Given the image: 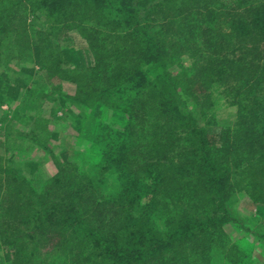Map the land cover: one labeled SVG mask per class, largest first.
<instances>
[{
	"label": "trees",
	"instance_id": "1",
	"mask_svg": "<svg viewBox=\"0 0 264 264\" xmlns=\"http://www.w3.org/2000/svg\"><path fill=\"white\" fill-rule=\"evenodd\" d=\"M30 9L51 18L46 46L68 24L89 43L95 66L67 77L79 82L75 98L118 108L127 119L121 128L100 123L95 172L59 165L42 190L0 156V247L12 252V264L40 259L43 241L62 250L36 264L208 263L223 242L230 200L244 192L264 204V0H0V50L12 30L20 33L18 12ZM203 40L206 48H197ZM55 48L40 57L52 72L72 58ZM181 53L194 60L176 75L171 66ZM101 65L106 79L89 88L81 79L102 77ZM221 84L236 120L212 135L197 113L207 117L202 106ZM152 204L166 215L175 207L165 230L130 211ZM105 205L119 208L106 222ZM214 205L225 218L200 213ZM259 236L264 241V231Z\"/></svg>",
	"mask_w": 264,
	"mask_h": 264
},
{
	"label": "rangeland",
	"instance_id": "2",
	"mask_svg": "<svg viewBox=\"0 0 264 264\" xmlns=\"http://www.w3.org/2000/svg\"><path fill=\"white\" fill-rule=\"evenodd\" d=\"M18 13L20 16L15 20L14 26L20 31V35L12 30V38H8L5 48L0 50V156L7 166L16 169L36 189L42 190L43 184L58 172L59 165L73 163L82 168L86 166L93 172V165L98 161L94 160L95 149H91L100 123L121 128L127 115L119 112L118 108L100 103L87 107L75 98L79 82L69 81V72L83 70V73H89V68L95 66L96 62L80 29H70V24L61 26L56 31L54 29L55 32L50 37L52 46L49 47L46 46L45 39L53 31L48 29L51 18L47 13L42 9H30L27 12L20 10ZM20 37L23 39L18 41L17 38ZM101 41L96 42L100 44ZM107 41L110 42L111 38H107ZM55 46L61 51L70 52L72 58L63 57L64 60L52 72L42 66L40 57L44 48L47 52H53ZM195 46L206 48L204 40ZM204 53L207 54L208 50L204 49ZM177 55L171 70L179 75L184 68L190 66L194 58L186 53ZM100 68L102 77L91 74L81 79L89 88H94L95 83L101 85V80L106 79V68L103 65ZM110 69L115 70L113 64ZM211 91L210 103L202 106L208 105L207 117H199L198 113L197 116L200 124L214 135L235 122L237 108L230 104L225 84L217 85ZM188 108H193L191 101ZM102 192L106 191L102 189ZM228 207L232 210V215L222 225L223 242L213 247L210 251L211 260L206 264H227L225 254L235 264H243L239 260L243 254L237 252L240 248L245 252L244 260L249 259L250 264H264V241L259 236L264 231V204L255 202L248 194L240 192L230 200ZM118 209L109 210L105 205L101 220L108 221ZM223 209L220 205H214L211 211L202 210L200 213L209 212L211 217L225 218ZM174 210L175 207L172 213L166 215L161 206L153 208L152 204V207L144 205L141 208H131L130 211L135 216L142 215V220L147 224L155 221L165 230ZM122 213L124 212L119 216ZM169 215L171 216L168 218ZM225 242L228 243L227 246H224ZM232 246H235V250ZM61 250L59 247L54 248V242L43 241L39 258L42 256L46 259L53 252L57 254ZM13 257L10 250L0 247V264H12ZM35 258L32 264L40 262L37 256Z\"/></svg>",
	"mask_w": 264,
	"mask_h": 264
}]
</instances>
